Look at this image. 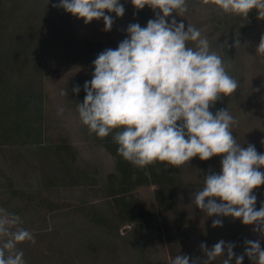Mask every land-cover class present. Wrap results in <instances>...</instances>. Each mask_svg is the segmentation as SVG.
Returning <instances> with one entry per match:
<instances>
[{"label": "rangeland", "instance_id": "374dc122", "mask_svg": "<svg viewBox=\"0 0 264 264\" xmlns=\"http://www.w3.org/2000/svg\"><path fill=\"white\" fill-rule=\"evenodd\" d=\"M58 3L0 0V39L27 43L24 59L31 65L21 79L16 71L0 69V207L18 215L19 227L33 234L32 241L17 245L26 264H171L180 254L203 260L201 243L210 249L220 240L234 243L236 255H244L245 240H259L264 249V236L253 231L255 224L208 216L193 203L206 175L220 172L221 155L208 160L196 156L181 167L167 165L177 179L172 196L160 202L156 185L137 186L122 195L136 204L137 221L121 215L126 205L109 196L116 160L81 123L77 104L85 96L83 89L75 93L72 88L91 80L92 61L105 49L117 48L128 36L129 24L146 27L156 13L147 5L138 10L131 0H119L124 15L105 10L114 22L104 31L102 18L85 24L83 18L53 7ZM172 17L183 22L185 30L188 24L198 28L211 51L231 64L228 72L239 88L230 97L222 95L210 111L228 108L238 121L232 127L237 142L245 148L254 145L264 154V57L256 55L264 19H258L255 9L245 18L217 12L200 0H188L183 17L173 12L166 19L171 22ZM188 46L194 47V42ZM31 89L37 98L33 109H39L34 118L40 123L42 149L34 145L38 138L26 136L24 130L17 137L1 134L14 126L8 119L25 124L33 117L26 102ZM62 89L68 95L61 96ZM65 145L58 158L49 152ZM253 194L259 210L264 184ZM215 219L222 220V226L213 227ZM224 258L226 250L213 264H223ZM230 264H235V257ZM243 264L254 262L244 255Z\"/></svg>", "mask_w": 264, "mask_h": 264}, {"label": "clouds", "instance_id": "9594fccd", "mask_svg": "<svg viewBox=\"0 0 264 264\" xmlns=\"http://www.w3.org/2000/svg\"><path fill=\"white\" fill-rule=\"evenodd\" d=\"M136 9L149 6L156 14L146 27L139 23L127 26L128 36L115 49L108 48L92 61L94 72L85 81L86 93L77 104L81 123L99 138L113 135L117 152L137 168L155 163L181 167L191 158L208 160L221 155L219 173L207 174L203 188L194 194L193 203L208 216L240 218L245 225L255 224L254 232L264 236V202L256 209L253 190L264 184V154L255 146L246 148L233 135L238 121L228 108L213 114L210 108L221 96H232L239 88L226 64L211 51L207 37L188 24L172 17L188 11V0H131ZM217 12L247 18L255 9L258 19H264V0H200ZM53 7L63 8L88 24L104 21V31H110L113 18L105 10L122 17L124 6L119 0H59ZM159 9V12L156 10ZM162 13V15H161ZM194 42L189 47L188 42ZM256 55L264 57V35L256 47ZM258 90V89H257ZM72 91L79 93L80 87ZM61 96L68 95L61 90ZM179 122V123H178ZM115 130V131H114ZM264 143V141H262ZM220 202H217V201ZM18 215L0 207V264H26L19 243L32 241L33 234L22 227ZM213 227L222 226L215 219ZM244 255L254 264H264V249L259 240H245ZM234 243L223 240L210 249L201 243L205 259H191L180 254L171 264H213L220 256L223 264H243L244 255H236Z\"/></svg>", "mask_w": 264, "mask_h": 264}, {"label": "trees", "instance_id": "16d2710c", "mask_svg": "<svg viewBox=\"0 0 264 264\" xmlns=\"http://www.w3.org/2000/svg\"><path fill=\"white\" fill-rule=\"evenodd\" d=\"M27 45L28 44L24 41L18 43L16 41L10 42V40H6L5 38H3V40L0 39V69L12 70V72L16 71L19 74V79H21V74L26 76V70L29 71V68L31 67L29 61L27 59H24L26 50L28 49ZM79 87L83 89L82 95L85 96L86 94L84 88L81 85H79ZM26 102L28 107L31 106V109L28 108V110L31 112V115L33 117L28 120V122L25 121V124H21L19 122L15 123L13 121L11 122L10 119H8L7 122H10L14 126L11 129L2 131L1 134H6L8 132L10 134H13L14 137H17L19 136L21 130H24L25 132L23 134H25L26 136L38 138L37 142L34 145H38V149H42L40 135L37 134L40 123L36 118H34V116H36L39 112V109L38 107H35L33 109V104H37V98L32 89ZM113 135L114 132L112 134H109L107 137L100 138L98 140V142L102 143L104 148H106L107 151L116 160L115 172L109 176L110 186H112L111 190L109 191V196L113 197V199H115V202L122 201V204L126 205L124 208H122L121 215L128 217L130 221H137V219L135 218L136 212L134 210V205L136 204L131 201L127 203L124 200L125 197L122 195L132 192L133 189H135L137 186L154 184L159 188L158 199L160 202H162L163 200H167L166 196H172L173 190L175 189L174 186L177 184V179L174 178V176L170 173L171 171L167 168L166 163L158 162L140 170L134 168L133 164H131L129 161L125 160L118 154V145L114 143ZM31 141L35 142L34 139ZM66 147V145L54 146L49 148V152H51L52 156H56L58 158V156L61 155L65 149H67ZM42 151H44V149L38 150V152ZM144 214L145 211L143 215H141V217H144Z\"/></svg>", "mask_w": 264, "mask_h": 264}]
</instances>
